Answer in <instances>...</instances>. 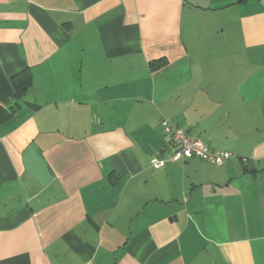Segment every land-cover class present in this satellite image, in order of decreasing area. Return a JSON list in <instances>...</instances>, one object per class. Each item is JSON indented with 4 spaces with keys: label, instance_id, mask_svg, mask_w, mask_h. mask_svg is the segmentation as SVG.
Wrapping results in <instances>:
<instances>
[{
    "label": "crops",
    "instance_id": "crops-1",
    "mask_svg": "<svg viewBox=\"0 0 264 264\" xmlns=\"http://www.w3.org/2000/svg\"><path fill=\"white\" fill-rule=\"evenodd\" d=\"M26 70L0 264H264V0H0V106Z\"/></svg>",
    "mask_w": 264,
    "mask_h": 264
},
{
    "label": "built area",
    "instance_id": "built-area-1",
    "mask_svg": "<svg viewBox=\"0 0 264 264\" xmlns=\"http://www.w3.org/2000/svg\"><path fill=\"white\" fill-rule=\"evenodd\" d=\"M163 129L170 134L172 143L177 147V151L170 159L173 162L200 159L211 165L223 167L231 158L230 153L215 152L209 148L201 139L190 135L183 128L169 121H163ZM152 164L159 169L164 167L166 161L154 159Z\"/></svg>",
    "mask_w": 264,
    "mask_h": 264
},
{
    "label": "trees",
    "instance_id": "trees-1",
    "mask_svg": "<svg viewBox=\"0 0 264 264\" xmlns=\"http://www.w3.org/2000/svg\"><path fill=\"white\" fill-rule=\"evenodd\" d=\"M164 61H159L152 64V69H159L165 66ZM12 85L14 87V105L10 108L0 106V123L10 120L24 103L26 94L33 86V75L30 70H26L12 78Z\"/></svg>",
    "mask_w": 264,
    "mask_h": 264
}]
</instances>
